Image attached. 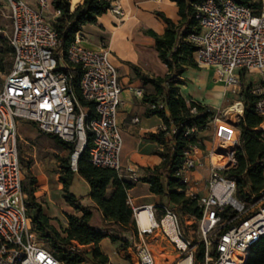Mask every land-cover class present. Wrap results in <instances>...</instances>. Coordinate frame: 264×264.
I'll use <instances>...</instances> for the list:
<instances>
[{"label": "built area", "instance_id": "1", "mask_svg": "<svg viewBox=\"0 0 264 264\" xmlns=\"http://www.w3.org/2000/svg\"><path fill=\"white\" fill-rule=\"evenodd\" d=\"M33 1L37 8L23 0H0L9 13L13 54L11 71L0 87V264H60L38 244L24 205L19 122L33 124L39 132L68 144L73 172L88 148L93 166L122 174V139L116 123L122 87L109 49H88L76 33L63 51L62 41L49 23L60 17V11L52 9L48 20L44 15L50 9L48 1ZM192 8L199 28L198 35L188 37L196 47L195 63L198 68L215 69L232 93L239 95L241 73L264 75V6L255 13L233 0H203ZM108 12L119 21L124 17L117 3L110 4ZM251 94L258 98L256 114L264 118V87L253 88ZM78 96L91 108L83 106ZM238 98L229 111L212 116L207 124L214 123L216 146L206 153L207 193L197 197L201 214L198 240L184 233L179 216L170 207L131 205L139 241L133 264H157L148 238L171 245L176 256L172 264H246L251 248L264 237V189L252 194L249 202H241L236 199L235 181L227 177L236 168L240 144L226 115L235 120L242 117L243 104ZM195 151L193 146L184 153L182 166L175 173L185 185L190 182L188 174L200 166ZM125 172L127 179L138 182L136 168ZM141 213L149 223L147 228L141 227Z\"/></svg>", "mask_w": 264, "mask_h": 264}, {"label": "trees", "instance_id": "2", "mask_svg": "<svg viewBox=\"0 0 264 264\" xmlns=\"http://www.w3.org/2000/svg\"><path fill=\"white\" fill-rule=\"evenodd\" d=\"M172 1L178 7L180 23L174 25L169 19L158 14L166 25L165 31L162 36L149 32L155 41L159 59L167 67V75L164 78H150L133 68L136 77L144 85H150L155 90L154 96H144V101L150 106L148 113L157 115L163 121V129L149 136L163 148L157 152L162 162L152 170L145 169L138 182L147 184L151 194L175 206L181 218L188 216L199 220L201 214L198 198L192 199L185 195L186 185L181 183L175 173L182 166L184 153L191 147L199 145L196 134L207 128L212 117V113L206 107L193 101L186 102L179 95V87L186 82L182 78L185 71L198 67L194 60L196 47L188 37L199 34L192 4L201 3L203 0ZM233 1L251 8L255 13H259L262 8L261 3H254L252 0ZM51 6L61 13L59 18L49 23L61 39L65 51L73 42L75 34L81 32L85 26L95 24L98 18L109 10L110 3L105 0H80L72 9L70 0H51ZM6 51L12 53V48ZM0 72H3L2 68ZM240 81L239 96L243 104V114L237 125L240 148L236 153V168L229 171L227 177L236 183V199L249 202L252 194L264 189V131L258 130L264 124V118L255 112L258 98L251 94L253 88L244 84L242 73ZM79 100L83 106L91 108L90 104ZM193 108L196 110L195 114L191 113ZM174 129L176 132L173 134ZM44 135L54 141L61 150L69 151L71 154L72 148L57 136ZM60 163L59 180L63 185V199L80 212L81 216L69 217L65 237H62L49 225L40 206L35 203L32 188L34 182L28 178L23 189L27 195L24 205L32 220L33 231L60 264H107L108 259L102 255L99 248L101 241L109 239L113 243H126L127 240L122 238V235L135 232L132 211L127 204V194L134 187V183L124 174L119 176L112 169L93 166L86 148L78 158L76 169V173L90 188L88 197L93 207H84L68 191L74 175L69 157L60 159ZM162 206H165L163 202L157 205L158 208ZM93 209L99 210L102 214V229L90 226ZM72 241L80 246H90L91 252L85 254L72 249ZM246 264H264V237L251 248Z\"/></svg>", "mask_w": 264, "mask_h": 264}, {"label": "crops", "instance_id": "3", "mask_svg": "<svg viewBox=\"0 0 264 264\" xmlns=\"http://www.w3.org/2000/svg\"><path fill=\"white\" fill-rule=\"evenodd\" d=\"M47 1L52 10L51 0ZM105 1L120 5L124 13L122 21L117 20L107 11L98 18L95 24L85 26L81 32H78V35L82 39L83 46L88 49L98 50L103 46L109 49L110 62L118 73L119 84L122 87V105L116 116V123L122 139L120 151L122 174L127 178L125 170L129 167L136 168L137 178L139 179L144 175L145 169L152 170L162 162L157 152L162 151L163 148L152 141L149 136L157 134L163 129V121L157 115L148 113L150 106L144 101V96H154L156 93L153 87L144 85L136 77L133 68L138 69L150 78H164L167 75V67L159 59L155 41L149 35V32L157 36L163 35L166 25L158 14L169 19L174 25H178L181 18L178 7L172 0ZM79 3L80 0H70L72 9ZM33 8H37L36 3ZM246 77L247 75H244V84L252 86L248 83ZM182 78L186 82L179 87V95L186 102L199 103L201 106L206 107L213 117H217L220 113L222 114L232 107V89L226 86L223 80L218 77L215 69L203 68L197 70V68H188ZM137 92H141L142 95L138 96ZM234 96L238 101L240 96L235 94ZM239 119L237 122H239ZM233 124L237 130L236 124ZM214 130V123H212L207 125L204 131L196 134L199 145L194 147H196V158L200 159V166H197L194 171L188 174L190 182L186 185L185 195L189 198H191V194L197 198L207 193L206 185L204 187L202 185L207 182L209 176V162L206 153L216 146ZM17 133L20 141L22 138L26 140L38 139L44 135L34 125H26L24 122L22 124L21 122L18 123ZM24 144H27V142L24 141ZM56 147L58 146L56 145ZM20 157L19 154V161L24 174L22 182L23 201L25 202L27 199V195L23 190L24 183L29 178L34 182L32 188L35 203L40 206L42 214L48 219L49 225L62 237H65L69 217L81 216L80 212L76 211L63 199V185L59 180L60 159L67 158L54 155L50 159L34 160L23 164ZM198 181L202 184H197ZM68 191L70 195L80 201L82 206L93 207V203L88 197L90 194L89 185L76 171ZM160 202L163 201L151 194L148 185L141 182L135 183L127 194L129 207L131 205L150 204L157 206ZM168 207L171 208V206ZM92 213L90 226L102 229L103 218L101 212L93 209ZM192 218L185 217L187 221L192 220ZM134 230L137 237L135 226ZM36 238L39 239L37 235ZM39 241L41 240L39 239ZM39 241L37 240L38 244L43 247V241L41 243ZM107 241L108 239L102 240L99 248L102 255L107 257V264H113L107 256V252L102 249V245ZM75 247L86 248L87 254L90 251V246H80L77 242L72 241L71 248L75 249Z\"/></svg>", "mask_w": 264, "mask_h": 264}, {"label": "rangeland", "instance_id": "4", "mask_svg": "<svg viewBox=\"0 0 264 264\" xmlns=\"http://www.w3.org/2000/svg\"><path fill=\"white\" fill-rule=\"evenodd\" d=\"M25 3H27L30 7H33L35 5V2L33 0H23ZM254 3H261L262 6H264V0H252ZM45 17L49 20V18L52 15L51 9L44 13ZM11 33V22L9 19V13L5 6L0 4V68L3 69V72H0V87L3 85L5 78L8 76V74L11 71V66L13 64V54L11 52L6 51L7 49H10V38ZM203 68H198L197 70H200ZM243 75H247L246 79L249 84H251L252 88H257L262 85H264V75H261L257 72H249V73H242ZM232 103L233 106L234 103L237 102L236 97L232 93ZM229 111V110H228ZM227 112V111H226ZM229 113V112H228ZM221 115V113L219 114ZM226 118L231 120L233 123L238 125L237 120H235V117L227 114ZM26 125L29 123L24 122ZM22 124V122H21ZM37 129V128H36ZM259 131H264V124H262L259 129ZM43 135V134H42ZM24 141L27 142V144H24ZM18 150L20 154V159L23 162V164H27L29 162H32L34 160H46L52 158L54 155L62 156L63 158L70 157L69 151H62L56 145L54 142L50 139H48L46 136H41L38 139L33 140H26L25 138H22V140H19L18 144ZM24 176V174H23ZM201 182H197V184H200ZM202 184V183H201ZM207 185L205 182L202 187ZM165 205L171 206V208L176 212V214L180 218V223L182 230L186 235H188L192 240L197 241L198 235V223L196 219H190L187 221L184 218H181L180 213L177 211L175 206L172 204H168L165 199L162 200ZM122 238L127 240V242H117L113 243L109 239L108 241L102 245V249L107 252V256L112 261L113 264H133L132 259L134 258L135 251L138 245V239L135 235V232L125 234ZM39 241V239H37ZM41 243V241H39ZM147 243L150 245V249L152 250L154 257L156 259L157 264H172L176 260V256L173 253V249L171 245H168L166 242L161 241L158 239H152L148 238ZM46 249V245L43 246ZM47 250V249H46ZM75 250H79L82 253L87 254V249L85 248H77L75 247ZM89 253L91 252V247L89 248ZM88 253V254H89ZM118 253V254H117ZM120 257V259H119Z\"/></svg>", "mask_w": 264, "mask_h": 264}, {"label": "bare ground", "instance_id": "5", "mask_svg": "<svg viewBox=\"0 0 264 264\" xmlns=\"http://www.w3.org/2000/svg\"><path fill=\"white\" fill-rule=\"evenodd\" d=\"M236 110H239V107H236ZM139 219H140V224H141V227L142 228H147L149 223L146 219V216L144 213H141L140 216H139Z\"/></svg>", "mask_w": 264, "mask_h": 264}]
</instances>
